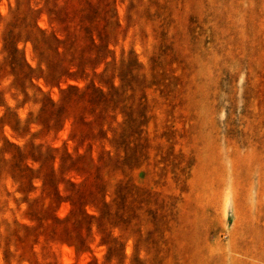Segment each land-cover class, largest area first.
<instances>
[{"label":"rangeland","instance_id":"obj_1","mask_svg":"<svg viewBox=\"0 0 264 264\" xmlns=\"http://www.w3.org/2000/svg\"><path fill=\"white\" fill-rule=\"evenodd\" d=\"M107 4L104 19H96L107 33L106 52L90 65L94 73L105 69V83L92 80L86 66L80 80L62 76L56 87L44 79L45 61L23 38L16 48L36 70L30 81L20 91L7 67L0 72V119L9 112L19 127L35 116L42 96L56 100L67 84L82 87L92 80L120 95L106 113L114 133L122 134L118 160L98 164L95 149L87 153L81 146L87 172H65L57 186L63 194L65 180L81 183L92 202L84 212L97 217L104 205L100 227L95 220L87 226L32 220L28 204L48 203L41 200V182L32 180L33 189L21 193L4 153L0 264H264V0ZM43 7V0H0V63L2 37L15 17L28 18L32 10L31 23L55 32ZM77 8L75 0L66 5V11ZM67 60L58 68L75 72ZM125 116L134 118L133 128L115 129ZM69 123L35 137L33 124L17 135L0 122V148L4 141L19 147L32 142L71 153ZM102 147L112 150L107 142ZM69 210L68 202H60L51 216L63 218Z\"/></svg>","mask_w":264,"mask_h":264},{"label":"trees","instance_id":"obj_2","mask_svg":"<svg viewBox=\"0 0 264 264\" xmlns=\"http://www.w3.org/2000/svg\"><path fill=\"white\" fill-rule=\"evenodd\" d=\"M75 1L78 8L66 11V5L70 3V0H65L61 6L56 5V0H43V8L48 22L55 25V32L46 33L36 27L34 23H31L29 15L34 12L32 10H30L28 18L21 14L20 17H15L14 21L10 23L9 27L11 29L6 31L2 37L1 51L5 54V57L0 63V72L3 71V67H7L9 73L14 76L18 84L17 88L20 91H23L24 82H29L32 74L36 71L26 63L16 48V44L21 38H23V42H30L36 55L43 58L47 70L44 79L47 82L55 80L54 85L56 87H58L62 76L75 81L80 80L82 71L86 66L90 67V65L96 62L99 63L104 59L107 33L104 32L102 27H98L97 21L99 19H96L99 15L101 20L104 19L108 5L107 0H96V3L91 2V0ZM15 5H17V1ZM25 19L27 20L26 23H24ZM22 25L21 31L13 33L14 28ZM57 33L61 36L58 37ZM47 52L50 54H47ZM66 58H68L67 62L70 63V66L76 68L75 72H67V68H58ZM128 63L131 67L134 64L133 61ZM90 69L92 80L96 79L98 83L106 82L108 78L105 75V69L99 73H94V67L92 66ZM76 73H79L77 78L75 77ZM118 77H121L120 74ZM92 80L82 87L67 84L64 88L58 90L56 100H52L48 96H42L35 116L27 117L21 127L9 112L5 113L0 119V122L5 121L8 123L12 132L17 135L24 133L27 126L35 125L38 127L33 135L35 137H44L50 132H55L65 120L70 121L69 139L74 143L71 153L67 152L66 149L43 146L42 144L34 145L32 142L19 147L4 141L3 146L0 148V156L4 153L9 154V173L11 178L18 183V189L21 193L26 194L33 189L32 180L38 179L41 182V200L47 199L48 203L45 206L39 205L40 207H38V199H34L28 204L26 214L32 220L41 222L51 219L52 223L65 226L70 221L72 224L87 226L92 220H95L98 227H100L101 209L104 205L98 208L99 215L97 217L84 212L83 206L92 202L90 193L81 188V183L74 184L65 180L66 187L63 189V194L57 189L58 183L62 181L61 175L65 172L76 171L80 175L87 172L84 166L88 164L89 159L85 153L79 154L77 152L81 146L85 147L87 153L93 148L95 149L98 164L112 158L118 160V153L123 151L120 146L122 134L114 133L115 130L111 129L114 120L106 114L110 109L115 108L117 97L120 95L113 88L106 92L103 91L100 87L94 85ZM47 82H45V85H48ZM36 90L40 92L38 88ZM124 124H128V127L132 129L135 120L130 116H125L122 122L116 123L115 129L121 128ZM104 127L106 128L103 129ZM107 132L112 133L109 139L105 136ZM106 142L110 145L111 151L103 150L102 145ZM111 152L113 153L110 157L109 153ZM56 155H58L59 164L57 168H53ZM121 160L129 161V158L124 157ZM27 162L36 165V168H32ZM60 202L69 203V213L63 218L52 217L54 206Z\"/></svg>","mask_w":264,"mask_h":264}]
</instances>
